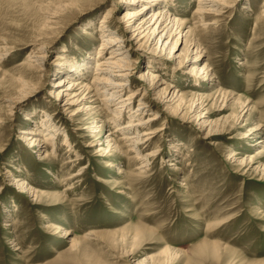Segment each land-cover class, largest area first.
Segmentation results:
<instances>
[{
    "label": "rangeland",
    "instance_id": "374dc122",
    "mask_svg": "<svg viewBox=\"0 0 264 264\" xmlns=\"http://www.w3.org/2000/svg\"><path fill=\"white\" fill-rule=\"evenodd\" d=\"M122 1L0 0V264H264V0H160L143 45ZM110 36L125 106L93 87Z\"/></svg>",
    "mask_w": 264,
    "mask_h": 264
},
{
    "label": "bare ground",
    "instance_id": "6f19581e",
    "mask_svg": "<svg viewBox=\"0 0 264 264\" xmlns=\"http://www.w3.org/2000/svg\"><path fill=\"white\" fill-rule=\"evenodd\" d=\"M157 2H160V0H123L122 1V3H126V5H127V6L125 5V9L127 12H126L125 16L123 17L122 21L120 22V24L124 23V21H127V20H130V22H133L131 25H129V27L131 28V33H132L131 40L138 41V44L140 42H143L141 44V45H143L145 39H146V42L148 43L149 41H151V39L153 37H155V36L158 37L160 34H157V33L161 30L164 22H168V21L172 20V16L165 15V14H168L167 12H162L159 15L158 14L153 15L152 22L156 18L157 19L155 20L154 24L152 25V27H154V29H152V31H151V27L146 26L147 23H146V19L144 18L145 16H143V13L146 11V9L148 10L149 6L156 4ZM199 2H200V5H202L198 9V13L200 15L206 14V13L208 14L209 12H212V10H213V12H219V10L222 9L220 7L223 6L224 8H226L227 7L226 3H228L226 1H224V2L221 1V2H223V3H221V2H218L217 0H200ZM138 4H143L140 7L141 9H139ZM217 7H219V8H217ZM210 8H213V9L211 10ZM112 11H114V10H112ZM161 17H162V19H161ZM177 22H179V20L175 17L173 19V21L171 23H169L168 26L165 27V29L163 27V31H162L163 34L159 38L158 46H160V44H164L162 42V40H163V37L165 34H167V36L170 35L169 33L171 32V30H173V33L176 32L175 27L177 24H175V23H177ZM150 31L152 33H149ZM171 36L172 35H170V39H171ZM179 39H180V37L178 38V40ZM105 40H106L105 41L106 43H104L103 47L101 48L103 50L106 47V44H113V43L115 44L116 43V45H117V44L123 42V41H120L121 39H119L118 36H110V37H107ZM111 47L112 46H110V48ZM117 47H118L117 49L112 50L110 52L109 58L106 59V58H104L105 56L104 57L100 56L101 58H104V59H102L100 62L97 63V68H96L97 71L95 73V78L93 80V87H94L95 91H99L101 94L108 93L109 96L108 97L106 96L104 98L105 99L104 101H106V105H108L110 102L114 104V102L116 101V102H120L119 104H124L123 106H125L127 102H124V100L122 98V93L124 92L125 87L129 85L128 84V81H130L129 69L131 66V62L120 51V49H121L120 45L119 46L117 45ZM101 49H100V51H101ZM60 59L62 60V57ZM87 64L88 63H83V67H81V66H75L76 64L74 65L70 61H66L64 68L67 71H69L70 73H74V72L79 73V72L83 71L82 68L85 71H87ZM117 79H120V80L123 79V81H118ZM140 80H141V82L142 81L144 82L147 80H149L150 82H154V88H155L156 84H158V81H159L158 76L156 74H154L152 72V70H148L147 74L145 76H143ZM66 83L69 84L70 87H72V88H68V90H70L71 92L75 91V88L77 89L78 88L77 86H79L80 84H81L80 86H82L84 84L81 81H72V82L68 81L67 78L62 82V84H66ZM88 88H89V86H88ZM143 88L146 89L144 84H143ZM135 95H136V93H131L127 97L128 99L126 101H132L133 97ZM67 104H69V103L67 102L65 104V106ZM143 108H144V106H143ZM29 118L30 117L27 116V118H25V119H29ZM155 119H156V116L154 118H151V120L149 122H152ZM130 122H132V121H130ZM143 123L144 122L141 121V122H138L137 125H134V126H136V128H137V127H141V126L143 127V126H146L149 124L148 122L144 123V124ZM130 126L131 127L133 126L132 123L127 124V126H125L124 128L130 127ZM120 129H123V128H120V126H118L116 128V131H118ZM142 131L143 132L137 134V135H139V137L131 136L132 133L130 131L129 133L126 134L125 139L126 140L136 139V140L140 141V137H142L143 139H145L144 143L148 142V140L151 138V135L153 133L149 132V130L147 128H144V130H142ZM29 132H33L32 134H35L36 136L41 137L42 140H39L38 138H36V140H35V141L39 142L38 145H40V141L42 143L46 144V142L48 140H52L53 136H54V135L51 136V133L47 134V132L45 134L40 133L39 130H36V132H35V130L29 131ZM47 138H48V140H47ZM34 139L35 138H31V140H34ZM136 144L139 145L140 143H136ZM109 147L111 148L112 146L108 143V148ZM42 148H43V146H42ZM133 148H135V147H133ZM99 151L104 152L102 149H100ZM140 151H141V149H139L136 152L139 154ZM107 152H109V151H107ZM237 154L238 153L236 151H233L232 156H235ZM169 165L175 166L172 162H169ZM13 185H15V187H17L18 189L26 190V188H24V185H25L24 182L21 184V181H17L14 179ZM60 229H61L60 227H58V226L56 227V230H60ZM65 236H70L69 232H67L65 234Z\"/></svg>",
    "mask_w": 264,
    "mask_h": 264
}]
</instances>
